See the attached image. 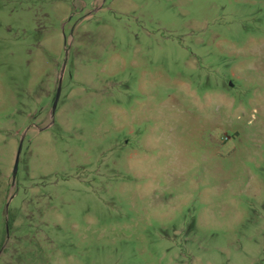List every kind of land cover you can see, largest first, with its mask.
Wrapping results in <instances>:
<instances>
[{
	"label": "rangeland",
	"instance_id": "1",
	"mask_svg": "<svg viewBox=\"0 0 264 264\" xmlns=\"http://www.w3.org/2000/svg\"><path fill=\"white\" fill-rule=\"evenodd\" d=\"M0 264H264V0H0Z\"/></svg>",
	"mask_w": 264,
	"mask_h": 264
},
{
	"label": "water",
	"instance_id": "2",
	"mask_svg": "<svg viewBox=\"0 0 264 264\" xmlns=\"http://www.w3.org/2000/svg\"><path fill=\"white\" fill-rule=\"evenodd\" d=\"M61 91H62V81H60L57 93H56V97H55V101L53 104V110H56L60 96H61ZM22 144L23 142H21L18 151H17V155H16V159H15V165H14V174H16L18 172V168H19V162H20V155H21V151H22Z\"/></svg>",
	"mask_w": 264,
	"mask_h": 264
}]
</instances>
